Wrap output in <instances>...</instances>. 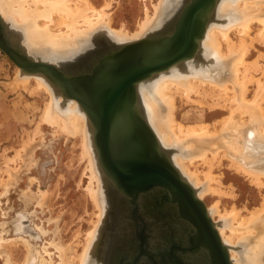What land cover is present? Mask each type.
<instances>
[{
    "label": "rangeland",
    "instance_id": "obj_1",
    "mask_svg": "<svg viewBox=\"0 0 264 264\" xmlns=\"http://www.w3.org/2000/svg\"><path fill=\"white\" fill-rule=\"evenodd\" d=\"M90 1L97 8H101L107 2L110 3L111 6L107 10V14L109 13L110 15L111 23L106 25L107 27L94 31L90 37L91 40L89 39L85 47L82 46V49L80 47V49H76L70 53H62L58 50L51 51L50 49L45 52L36 51L34 52V58L55 62L60 65L62 58L69 59L73 57L84 48L93 45L95 41L98 45L106 39L116 41L117 43L131 41L129 39L124 40L123 38V40L119 39L115 31L122 29L126 32L134 33L138 25L145 20L146 12L151 16L155 15V7L160 2V0ZM175 1H179L177 3V6L180 5L178 6L179 8L182 6L184 0ZM173 7H176L175 4L173 5V2L168 1L165 10L161 14L162 17L159 19L160 22L150 32L142 36V38L159 30L163 23L162 20L174 13V11L172 12ZM178 8H175V10ZM216 15V18L221 20L217 23L229 25L230 22H233L232 14L220 16L219 12H217ZM1 16L25 40L26 34L23 28H21L22 26L13 23L11 20L8 21L3 15ZM52 16L50 19L41 17L39 20L41 21L40 23L44 22L40 25L47 24L49 28H52L54 33L65 31L66 27L60 15L53 13ZM260 29L261 26L258 23L251 25L250 34L256 41L254 40L253 46L250 47L246 57L249 62L255 61L257 64V67L253 70V74L256 77H262L264 80V39L262 41L260 36H258ZM230 35L235 42L239 43L240 37L236 30H232ZM251 37H247V40L250 41ZM222 42L223 49L226 52L227 46L223 40ZM202 55L203 58L212 62L219 59L216 56L217 54L210 51L209 48L207 51L206 49L203 50ZM190 61L194 60L191 59L187 63H191ZM20 70L5 52L0 55V264H81L83 252L89 249V246L87 248V240H89L88 244L92 242L91 236H88L92 231L97 233L96 243L94 241L95 248L93 249L94 246L92 247L91 257L89 259L87 258V250L85 251L84 256H86V259L84 264H96L101 259L98 256L100 251L104 255L105 250H107H100L101 246L102 248H107L105 241L107 236L104 235L103 228L108 207L105 190V174L100 170L104 202L100 197V201L96 200L99 201L98 203L101 208L97 206L98 203H95L97 201L92 193H89L90 185H93L96 189L99 186L97 180L91 178L92 173L89 167V157L85 150L86 139L83 133L76 135L69 134L57 125L43 122L44 120L42 121L41 117L45 109V104L51 100V95L44 89L40 90L36 95H33L31 88L36 84L34 78L31 79L30 86L28 85L27 90L21 86L15 87L13 80ZM224 71L225 77L230 76L231 71L226 64ZM21 72L23 71L21 70ZM220 73L222 74L221 71H213L211 75L218 76V74L221 75ZM31 77L35 76L31 75ZM43 78L49 82L45 77ZM50 85L54 87L51 83ZM248 87L247 98L252 99L257 89L255 81L251 82ZM51 90L56 101L62 104L64 110H67L70 102H67L61 94L59 96L56 89L54 90L52 88ZM199 91L201 95L206 97H212L219 92L213 90L210 85L201 86ZM177 94H175V118L177 121L179 120V122L185 125L208 124L211 131H217V128H221V120L224 117L228 118L231 114V108L236 105L225 97V101L220 102V107L214 106L212 107L214 109H212L209 105H201L195 102V100L187 99L183 95ZM233 94L230 93V97ZM195 97L194 94L193 99ZM141 98L142 93L139 94V102ZM64 102L65 104H63ZM230 131L232 132L233 130L230 129ZM89 135L91 141L92 137L90 132ZM218 138L217 136L215 138L213 137L209 142L210 138L207 137L204 139L207 140L205 143L202 137L196 136V138H193L194 142L185 141L183 142L184 144L180 143L172 147L164 144L163 148L168 150L170 158L173 157L176 160V155L179 154L178 152L181 149L178 146L182 145L185 148V151L182 152V154H185L183 157L195 158V162L190 165V168L198 175V183L197 179L196 182L191 180V178L188 179V175L190 174L188 172H184L185 174L183 176L191 184L194 183L193 186L199 188L200 191L208 190L206 189V186L209 185L208 178H206L205 174L211 170L210 172L218 180V182L214 181L213 185L222 193L219 194L214 191H209V193L206 194L204 192L205 194L199 197L206 203L208 209L211 208L213 210L211 217L216 224L225 229L227 235L231 233L229 232L231 226L240 227V231L242 227L244 228L241 231L243 236L241 233L239 234L241 236L240 239L237 237V240L235 239L236 242H229L228 245L229 247L231 246L230 252L233 249L235 255L238 254L235 257L238 256L237 258H239L240 255L246 256L248 254L247 249L251 247L254 250H251V252L255 255V252H260V249L253 248V245L259 236L260 231L258 230H264V211L258 214L263 213L262 217L260 216L262 220H257L258 223H253L254 225L250 223V225L246 224V226L240 225L238 224L240 222L232 221L230 218L221 217L215 212L214 205L218 203V209L221 213H224L225 210L237 209L239 211L238 220L247 218L251 215L252 211L263 206L264 185H258L251 176H248L241 169L238 170L237 167L233 166V163L231 164V155L228 154L229 150H226L227 153L225 150H221L224 146L222 140ZM188 140L191 141L192 138ZM189 143H193L192 145L194 146H192L193 148L190 151H186L188 145H190ZM214 145L217 148L213 147ZM204 147L207 148L205 150L209 149L208 151L211 152H208L210 156L217 149H220L221 156L224 155L223 153H226L225 155L228 156L224 155L225 157H219L213 160V166L210 168L208 164L203 163L199 159L202 156L201 154H203L201 153L202 151H199V148ZM17 153L19 154L17 155ZM175 160L173 161L174 164L179 167V163L175 162ZM186 162L189 164L190 160L187 159ZM254 228H256L255 231H253ZM257 228L259 229L257 230ZM218 229L220 230V228ZM144 230L150 235L148 247L151 251L155 252L156 248H160L163 243L167 242L166 239L159 246L158 244L161 242L152 241L156 233L154 232L155 230L153 231L150 228ZM256 249H259V251H256ZM261 257L264 263V250L261 253Z\"/></svg>",
    "mask_w": 264,
    "mask_h": 264
},
{
    "label": "bare ground",
    "instance_id": "obj_2",
    "mask_svg": "<svg viewBox=\"0 0 264 264\" xmlns=\"http://www.w3.org/2000/svg\"><path fill=\"white\" fill-rule=\"evenodd\" d=\"M168 1L173 2V5L175 4L176 6L172 8V12L175 11V8H178V6H180H177V3L179 1L176 2L175 0H160V2H158L157 6L155 7V15L151 16L148 12H146L145 20L138 25V28L136 29V31H134V33H130L128 31L126 32L122 29L119 31H115L119 39L123 38L124 40H131L126 42H132V40H141L142 36L150 32L151 29L156 27L158 22H160L159 19L160 17H162L161 14L165 10ZM110 6V3L107 2L101 8H97L90 0H0V14L8 19V21L11 20L13 23L22 26L21 28H23L26 34L25 40H23V36L17 30L15 31L20 34L21 42L23 46L26 47L29 55L34 57V52L36 51L45 52L49 51L50 49L51 51L58 50L62 53H70L76 49H80V47L82 49V46L85 47L86 42L89 41L94 31L103 27H107L106 25H109L111 23L110 15L109 13L107 14V10H109ZM217 12H219L220 16L232 14L233 22H230L229 25H222L220 23H217L221 21L216 18L217 15L215 16ZM53 13H58L60 15L66 27L65 31L63 30V32L54 33V31H52V28H49L47 24L42 26L40 25L44 22L43 21L42 23H40L41 21L39 20L41 17L50 19L55 15L54 14L52 16ZM171 16L172 14H170L168 18L162 20L163 23L160 29L164 28L165 21H167ZM254 23H258L261 26V29L258 32V36H260L261 40L264 39V0H217L213 11L209 15L206 33L199 43L200 46L197 54L194 58H192V60L194 61H190L191 63H187L189 61L187 60L182 63H177L173 66H170L169 68L159 71L151 77L137 83L136 87L138 93V106L141 110V113L144 115V117L147 119V121L155 131L162 147H164V144L172 147L176 144H184L183 142L185 141L194 142L193 138H196V136L202 137L203 140L209 137L210 142L211 138H215L217 136L219 137L218 139L222 140V144L224 146L223 148H221V150H225V152L226 150H229L228 154L231 155V164L233 163V166L237 167L238 170L241 169L248 176H251L253 180L258 183V185L263 186L264 80L262 79V77H256L253 74V70H255L257 64L255 63V61L249 62L246 57L250 50V47L253 46L255 40V38L251 37L250 34L251 25ZM55 25L56 23L54 24V28ZM232 30H236L238 32V35L240 37L239 43L235 42L232 39L230 35V32ZM247 37H251V40L248 41ZM222 40L227 46L226 52L223 49ZM106 41H109L111 43L113 40L106 39ZM114 42L117 43L116 41ZM97 45L98 44H96L95 41L93 45L90 46L93 47ZM90 46L84 48L81 52H85L88 48H90ZM208 48L210 49V51L217 54L216 56L219 58L217 59V61L212 62L202 57L203 50L206 49L207 51ZM225 64L231 71L230 76L227 77H225L224 73ZM21 70L17 72V75L13 80V84L15 85V87L21 86L22 88L27 90L31 79L34 78L36 84L31 88V93L33 95H36L40 90L44 89L51 95V100L45 104V109L41 117L42 121L44 120L43 122L57 125L69 134L76 135L78 133H83L86 139L85 150L87 156L89 157V167L92 173L91 178L96 179L99 186V188L96 189L93 187V185H90L89 193H92L95 200H99L100 197V199H102V201L104 202L103 191L101 189L102 179L100 170H102V167L101 164L98 163V155L95 149V145L93 144V124L89 120L85 111L81 108L77 100L70 98H65L67 102H70V105L67 110H64L62 104L56 101L55 96L51 90L52 88L55 90V88L50 85L51 82L44 75L29 74L24 72L23 70V72H21ZM213 71H221L222 74L220 73L221 75L218 74V76H212L211 72ZM31 75H34L35 77H31ZM43 77H45L50 83L47 82ZM253 81H255L257 89L255 91L254 98L248 99V85ZM206 85H210L213 90L219 91L218 94L212 97L201 95L199 88ZM140 93H142V98L139 102ZM177 93L183 95L187 99L195 100V102H198L201 105H209L211 106V108L214 106L220 107L219 104L221 101H225V97L231 100V102H234L236 105L231 108V114L228 116V118L224 117L221 120V128H217V131H211L208 124L185 125L179 122V120L177 121V119L175 118V94ZM230 93H234L233 96L230 97ZM194 94L196 97L193 99ZM63 104H65V102ZM235 114H237L238 116ZM230 129L233 131L231 132ZM223 130L225 133L223 132ZM89 132L91 133L92 137L91 141ZM187 138H192V140L190 141ZM204 142L206 143L207 140H204ZM189 144L190 145H188V149L186 151H190L193 148L192 146H194L192 145L193 143ZM197 146L196 148L198 149ZM178 147L179 149H181L178 152L179 154L176 155L177 161L173 159V157L171 158V160H175V162L179 163V165L177 164L179 166L177 168L182 175L185 174L184 172H188L190 173L188 175V179L191 178V180H194L195 182L197 179L198 183V175L190 168V165L194 164L195 158L183 157L185 154H182V152L185 151V148L182 145H179ZM213 147H215V145ZM205 149L207 148H199V151H202L201 153L203 154H201L202 156L200 157L198 155V157L203 161V163L208 164L210 168L213 166V160L219 157L228 156L225 155L227 152L223 153L225 156H221L220 149H217L210 156L209 153L211 152L208 151L209 149ZM18 154L19 153H17V155ZM187 159L190 160L189 164L186 162ZM210 171L205 174L206 178H208L207 181L209 184H207L208 186H206V189H208L207 191H200L199 188L193 186L196 189L197 193L200 194H198L200 197L201 195L205 194L204 192H206L207 194L209 193V191H214L219 194L222 193L213 185V182H218V180L215 179V176ZM99 201L95 203L97 204ZM97 206H100L99 203L97 204ZM214 208L215 212L218 213L221 217L230 218L232 221H238L240 222L238 223L240 225H250V223H256L257 220H262L260 216L262 217L263 213L260 215L258 214L264 211V204L261 208H256L254 211H252L249 217L243 218L241 220H238L239 211L237 209L227 211L225 210L224 213H221L218 209V203L214 205ZM208 210L210 215H213V210L211 208H209ZM162 215L163 216H161L160 218L152 215V218L158 221L157 226L162 224L163 221L168 222L171 220L168 207H166L165 213ZM217 226V228H220V230H218L223 241L227 244H229V242H234L237 237H239L240 239V233L243 236V233L241 232L244 229L243 227L240 231V227L238 228L237 226H231L229 229V232L231 233L227 235V232L225 231V229H223V227H220L218 224ZM178 228L180 227H177V229ZM255 229L256 228L252 230L255 231ZM258 229L259 228H257V230ZM258 231H260L259 236L257 237V241L253 245V248H259L260 252H255V255H253L251 252V250L253 249L249 247L247 249L248 254H246V256L240 255L239 258H237L238 256H235L238 254L235 255V252L232 249L231 258L233 259V262L235 264H264L261 257V253L264 250V230L260 229ZM92 232L88 234L89 237L91 236L90 238H92V242L91 244H88L89 240H87V248L89 246V249H86L87 251L85 250L86 253H88V259L91 257L92 247L94 246L93 249L95 248L94 241L96 243L97 233H95V231L93 233ZM230 247L229 249L231 250ZM101 249L104 251L106 248H102L101 246L100 250ZM259 249H256V251H259ZM85 251L83 252L81 258V264L85 263ZM98 256L103 258L104 255L101 254L100 251Z\"/></svg>",
    "mask_w": 264,
    "mask_h": 264
},
{
    "label": "water",
    "instance_id": "obj_3",
    "mask_svg": "<svg viewBox=\"0 0 264 264\" xmlns=\"http://www.w3.org/2000/svg\"><path fill=\"white\" fill-rule=\"evenodd\" d=\"M216 1L184 0L159 31L123 44L99 41L60 65L29 55L0 15V49L24 72L44 75L64 98L77 100L93 124L107 198L111 189L133 204L146 195L175 212L181 254L156 248L147 264H234L206 203L141 113L136 87L196 56Z\"/></svg>",
    "mask_w": 264,
    "mask_h": 264
},
{
    "label": "flooded vegetation",
    "instance_id": "obj_4",
    "mask_svg": "<svg viewBox=\"0 0 264 264\" xmlns=\"http://www.w3.org/2000/svg\"><path fill=\"white\" fill-rule=\"evenodd\" d=\"M113 193H112V192ZM107 202V217L104 223V235L107 250L96 264H147L149 252V233L144 229H152L155 236L153 242L163 243L161 250L166 247L173 250L174 254H181V237L175 221V212L168 209L170 221H163L157 226L158 221L151 216L161 217L165 213L156 201L143 196L138 204H133L129 199L111 189ZM107 195V194H106ZM173 216V217H172ZM150 218V219H149ZM174 218V219H173ZM159 248V247H158ZM99 251V250H98ZM160 260V257H158Z\"/></svg>",
    "mask_w": 264,
    "mask_h": 264
},
{
    "label": "built area",
    "instance_id": "obj_5",
    "mask_svg": "<svg viewBox=\"0 0 264 264\" xmlns=\"http://www.w3.org/2000/svg\"><path fill=\"white\" fill-rule=\"evenodd\" d=\"M3 54V52L1 51V49H0V55H2Z\"/></svg>",
    "mask_w": 264,
    "mask_h": 264
}]
</instances>
